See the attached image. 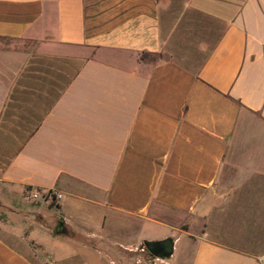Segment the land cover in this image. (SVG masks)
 I'll return each instance as SVG.
<instances>
[{
	"label": "crops",
	"instance_id": "obj_1",
	"mask_svg": "<svg viewBox=\"0 0 264 264\" xmlns=\"http://www.w3.org/2000/svg\"><path fill=\"white\" fill-rule=\"evenodd\" d=\"M0 185V264H264V0H0Z\"/></svg>",
	"mask_w": 264,
	"mask_h": 264
},
{
	"label": "rangeland",
	"instance_id": "obj_2",
	"mask_svg": "<svg viewBox=\"0 0 264 264\" xmlns=\"http://www.w3.org/2000/svg\"><path fill=\"white\" fill-rule=\"evenodd\" d=\"M140 59H142V60H144V61H147V62H150V61H156V60H158V57H152V56H150V55H146V54H144V55H142L141 57H140ZM7 189H9V187L8 186H2V185H0V190H3V191H5V190H7ZM1 194H2V192H0V197H1ZM34 194V192H32V193H27V195L25 196V198H26V200L27 201H30V202H33V201H37V200H39V199H33L32 198V195ZM42 200V199H41ZM46 200V199H45ZM2 209V203H1V201H0V210ZM144 257L147 259V261H150L151 263H154V264H162V263H168V264H171L172 262V259L173 258H171V256L169 257V258H157V257H155V256H151L150 255V253L149 252H147V251H145V253H144ZM158 259V260H157ZM183 264H188V261L187 260H184V262H183Z\"/></svg>",
	"mask_w": 264,
	"mask_h": 264
},
{
	"label": "water",
	"instance_id": "obj_3",
	"mask_svg": "<svg viewBox=\"0 0 264 264\" xmlns=\"http://www.w3.org/2000/svg\"><path fill=\"white\" fill-rule=\"evenodd\" d=\"M151 244H153L152 248L147 249L151 255L158 258H169L172 255L173 242L171 239H165ZM154 247L155 249H153Z\"/></svg>",
	"mask_w": 264,
	"mask_h": 264
},
{
	"label": "built area",
	"instance_id": "obj_4",
	"mask_svg": "<svg viewBox=\"0 0 264 264\" xmlns=\"http://www.w3.org/2000/svg\"><path fill=\"white\" fill-rule=\"evenodd\" d=\"M32 198L33 199H39L40 198V199L59 200V199H61V195L56 193L53 190H48V191L44 192V194H41L39 192H35L32 195Z\"/></svg>",
	"mask_w": 264,
	"mask_h": 264
},
{
	"label": "trees",
	"instance_id": "obj_5",
	"mask_svg": "<svg viewBox=\"0 0 264 264\" xmlns=\"http://www.w3.org/2000/svg\"><path fill=\"white\" fill-rule=\"evenodd\" d=\"M142 60V59H141ZM147 248L146 249H150L152 248L153 244L149 243V244H146Z\"/></svg>",
	"mask_w": 264,
	"mask_h": 264
},
{
	"label": "flooded vegetation",
	"instance_id": "obj_6",
	"mask_svg": "<svg viewBox=\"0 0 264 264\" xmlns=\"http://www.w3.org/2000/svg\"><path fill=\"white\" fill-rule=\"evenodd\" d=\"M153 249H155V247Z\"/></svg>",
	"mask_w": 264,
	"mask_h": 264
}]
</instances>
